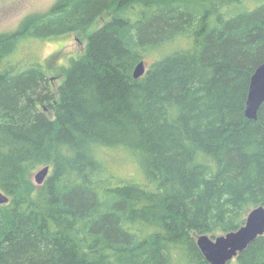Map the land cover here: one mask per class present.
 <instances>
[{"label": "trees", "instance_id": "obj_1", "mask_svg": "<svg viewBox=\"0 0 264 264\" xmlns=\"http://www.w3.org/2000/svg\"><path fill=\"white\" fill-rule=\"evenodd\" d=\"M101 18L57 98L16 60ZM262 62L264 0H58L1 34L0 264H208L196 236L264 206V103L244 113ZM228 264H264V235Z\"/></svg>", "mask_w": 264, "mask_h": 264}, {"label": "rangeland", "instance_id": "obj_2", "mask_svg": "<svg viewBox=\"0 0 264 264\" xmlns=\"http://www.w3.org/2000/svg\"><path fill=\"white\" fill-rule=\"evenodd\" d=\"M56 1L58 0H0V35L16 33L20 29L23 21L33 18V16L45 14ZM105 20L106 18L99 19L83 35L72 33L46 42L38 43L37 41H31L21 43V52L19 47V52L15 56L16 60H19L18 62L26 66L30 65L33 60L40 62L44 66V72L49 81L48 83H50L54 91L53 93L56 94L55 98H57V86L61 83V75L59 76L60 70L70 65L69 60L82 57L87 44V35L96 28H99ZM152 60L151 57L144 60L145 70H148L151 66ZM111 163L113 169L119 175L131 176L129 174H132V169L136 172V168H133L129 161L122 160L118 156H113ZM137 173L139 172L137 171ZM32 181L35 183L34 175ZM216 236H220V234Z\"/></svg>", "mask_w": 264, "mask_h": 264}, {"label": "water", "instance_id": "obj_3", "mask_svg": "<svg viewBox=\"0 0 264 264\" xmlns=\"http://www.w3.org/2000/svg\"><path fill=\"white\" fill-rule=\"evenodd\" d=\"M145 72L144 63L139 62L133 71V77L139 78ZM264 103V62L253 72L248 86L245 103V117L255 120L257 111ZM49 168L43 167L34 174L35 184L40 185L48 175ZM0 203H7V198L0 192ZM264 235V206L251 209L244 224L236 230L224 235L210 238L201 235L196 245L209 264H228L238 253L243 252L248 245Z\"/></svg>", "mask_w": 264, "mask_h": 264}, {"label": "bare ground", "instance_id": "obj_4", "mask_svg": "<svg viewBox=\"0 0 264 264\" xmlns=\"http://www.w3.org/2000/svg\"><path fill=\"white\" fill-rule=\"evenodd\" d=\"M133 70H134V69H133ZM244 110H245V109H244ZM244 113H245V112H244ZM254 121H255V120H254ZM199 236H201V235L196 236L195 242L197 241V238H198ZM252 242H253V241H252ZM252 242H251V243H252ZM251 243H250V244H251ZM196 246H197V245H196ZM197 248H198V247H197ZM199 251H200V250H199ZM200 253H201V252H200ZM238 254H240V253H238ZM238 254H237L235 257H233L232 260L235 259V258L238 256ZM232 260H231V261H232ZM208 264H209V263H208Z\"/></svg>", "mask_w": 264, "mask_h": 264}, {"label": "flooded vegetation", "instance_id": "obj_5", "mask_svg": "<svg viewBox=\"0 0 264 264\" xmlns=\"http://www.w3.org/2000/svg\"><path fill=\"white\" fill-rule=\"evenodd\" d=\"M262 63H263V62H262ZM262 63H261V64H262ZM260 107H261V106H260ZM259 109H260V108H259ZM258 111H259V110H258ZM258 111H257V114H258ZM257 114H256V119H255V121H257ZM248 120H249V119H248ZM250 121H254V120H250ZM249 245H250V244H249ZM249 245H248V246H249Z\"/></svg>", "mask_w": 264, "mask_h": 264}]
</instances>
